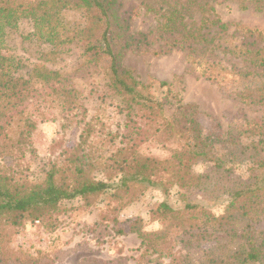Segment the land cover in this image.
I'll return each instance as SVG.
<instances>
[{
    "label": "trees",
    "instance_id": "1",
    "mask_svg": "<svg viewBox=\"0 0 264 264\" xmlns=\"http://www.w3.org/2000/svg\"><path fill=\"white\" fill-rule=\"evenodd\" d=\"M153 1L147 8L157 15L151 40L132 32L134 11L122 12L118 0H0V162L23 157L47 111L66 118L83 109L61 72L36 64L26 76L17 75L18 63L3 53V37L20 22L30 24L29 36L45 43L52 58L73 50L82 64L100 66L108 93L121 99L125 112L121 146L109 157L99 159L87 148L92 127L85 122L78 145L63 152L41 181L0 167V264H51L46 254L14 250L10 243L24 222L51 221L62 201L79 198L93 206L105 199L106 210L115 213L154 185L165 195L173 191L182 206L161 203L151 210L157 231H144L140 219L130 224L140 257L166 258L167 264H264V122L246 121L237 133L225 132L219 123L204 128L196 106L181 104L168 84L159 82L167 92L155 97L151 84L138 82L122 65L127 53L180 51L195 74L264 114L261 33L242 27L239 45L222 46L217 36L228 25L215 14L213 3L219 0ZM221 1L264 10V0ZM153 40L160 43L154 50ZM219 49L232 60L230 66L211 58ZM148 142H157L168 155L146 154ZM199 164L207 168L196 172ZM234 165H247L246 176L236 174ZM96 171L104 180L95 179ZM220 200L227 205L215 216L205 204ZM79 264L107 263L84 259Z\"/></svg>",
    "mask_w": 264,
    "mask_h": 264
},
{
    "label": "rangeland",
    "instance_id": "2",
    "mask_svg": "<svg viewBox=\"0 0 264 264\" xmlns=\"http://www.w3.org/2000/svg\"><path fill=\"white\" fill-rule=\"evenodd\" d=\"M118 1L122 12L134 11L132 32L149 34L152 40L151 32L155 31L157 15L147 8L154 1ZM213 7L218 19L228 25L226 33L217 36L218 43L222 46L239 45L243 36L239 28L244 27L260 32L262 37L257 41L260 47H264V10L252 6L243 9L236 1L221 0L213 3ZM30 31V24L23 21L16 29L7 30L3 37V53L18 63L17 75L26 76L36 64L57 70L79 93L83 107L80 113L72 111L66 118L56 110L47 111L48 119L37 122L36 130L31 135V144L24 150L23 157L6 158L0 162V167L7 168L6 171L14 176L38 182L53 164L60 163L63 152L78 145L85 122H89L92 127L87 148L95 152L94 156L104 159L114 153L121 146L120 134L125 124V112L121 99L108 93V81L100 66L82 64L73 50L52 58L48 55V46L30 37ZM159 44L153 40L151 48L154 50ZM211 58L226 66L232 62L221 49ZM122 65L138 82L151 84L155 97L167 92V87L158 88L157 84H168L181 104L196 106L198 121L204 128L219 123L225 132L237 133L246 121L264 122V114L259 106L245 105L232 94H227L223 87L195 74L180 51H173L166 56L127 53ZM147 144L146 154L160 158L168 155V150L162 149L157 142ZM206 168V164H199L194 170L201 172ZM233 169L236 174L245 177L248 166L234 165ZM95 179L104 180V176L96 171ZM161 203L173 209L182 206L173 191L165 195L156 185L147 187L135 201L115 213L106 210L105 199L93 206H86L79 198L62 201L51 221H27L15 228L10 247L14 250L21 248L33 255L42 252L51 264H79L84 259H98L107 264H167L166 258L157 260L150 255L140 257L139 240L129 232L130 224L136 219L143 222L144 231H157L160 225L150 220L151 210ZM205 205L217 216L223 213L227 202L220 200ZM260 227H264V221ZM117 230L122 233L117 234Z\"/></svg>",
    "mask_w": 264,
    "mask_h": 264
}]
</instances>
